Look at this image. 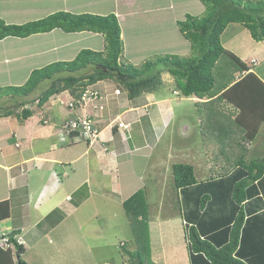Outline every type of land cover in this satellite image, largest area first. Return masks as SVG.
<instances>
[{"label":"trees","instance_id":"1","mask_svg":"<svg viewBox=\"0 0 264 264\" xmlns=\"http://www.w3.org/2000/svg\"><path fill=\"white\" fill-rule=\"evenodd\" d=\"M200 1L206 8L202 16L188 14L178 22L181 34L191 44V55H159L140 67L124 58L121 26L115 14L59 11L23 25L7 24L0 19V41L57 29L65 33L102 34L105 41L102 51L84 49L71 61L35 69L22 86L0 87V118L15 115L20 121H27L34 114L29 108L32 103L42 108L52 97L66 91L79 98L86 87L100 81H112L122 88H119L122 96H110L106 100L108 107L116 100H134L144 93L159 91L164 85L163 75L168 74L184 97L217 96L216 101L229 104L236 110L234 119L232 114L229 121L243 133L241 141H255L264 125V80L224 47L222 36L229 25L239 24L249 30L255 41H264V0ZM223 57L229 58L245 75L235 83L220 85L221 90H217L216 70ZM45 83L46 89L32 98ZM148 114L141 117L146 128ZM198 117L203 125L206 119L203 111ZM205 123L212 125L206 120ZM74 135L80 134L73 132L71 137ZM224 137L228 138L223 134V142ZM236 143L243 147L241 142ZM241 157L230 172L224 169L223 174L204 182L198 181L193 165L175 163L172 166L190 264H264V157L249 160L245 155ZM123 205L131 219L136 246L134 250L128 249L125 242L123 251L131 264H156L146 190L140 189ZM9 206L8 201L0 202V222L10 218ZM17 234L12 232L10 237L16 245L18 263L27 264L22 259L24 248L15 239ZM6 254L12 255L10 251Z\"/></svg>","mask_w":264,"mask_h":264},{"label":"crops","instance_id":"2","mask_svg":"<svg viewBox=\"0 0 264 264\" xmlns=\"http://www.w3.org/2000/svg\"><path fill=\"white\" fill-rule=\"evenodd\" d=\"M1 1L5 5V0ZM69 1L72 2L70 3V5H72L73 2H80L81 0H13L10 5L13 4L19 7L15 10L18 14L6 13V17L18 18L24 16L25 19L31 20L28 18H32V15L42 14L46 16L59 11L74 14H115L119 18L120 26L121 22H128L136 18H141L142 21H140L137 26L140 27V25H143L145 32H143V35L142 33L139 34V37L131 35L129 32L127 34L121 26L122 40L124 43V58L127 62L138 65V61H140L144 53L148 50L152 51L151 53L189 56L191 54V45L188 41H179L178 36L183 35L180 32L178 22L185 20L188 14L202 16L206 11L205 6L200 0L199 4H197L196 0H157L155 4L142 2L143 0H127L128 4L126 3V5H128L129 11L127 14L129 17L128 20V18H122L118 13L120 0H113L114 9L109 13H92L89 11L74 10V8L72 10L71 8L69 9ZM106 1L110 3L113 2L112 0H100V2L107 5L108 2L106 3ZM143 3H145V9H139H144L146 12L143 13V15L136 16L137 10L135 8L138 5H143ZM8 7H3L2 5L0 9L1 11L3 9L2 12L5 13L9 11ZM4 8L7 9L4 11ZM133 14L134 16H132ZM0 19L4 20L7 24H14V22L6 20L1 15ZM27 20L25 22H27ZM129 25L132 27V24ZM244 30L245 28L239 24L229 25L222 36V43L227 50L237 56L238 54H236V52H238V50L239 52L244 51L245 53L242 54L241 57H238L252 69L251 71H262V67L264 66V51H260L261 44L255 43V45H252L253 51L248 52L250 49L249 39L237 38L241 33L243 34ZM228 32L234 33L236 38H233L234 35L229 37ZM62 33L65 32L57 29L50 33L37 34L28 38L10 37L0 41V73L8 79L6 83H0V86L22 85L28 80L32 71L35 69L42 68L53 62L73 60L85 48H90L95 51L104 50L105 41L102 34L88 31L81 33ZM127 36H129L132 41H127ZM97 37H101L102 39L99 47L96 49L90 47L94 44V40ZM73 43L79 45L76 47V51L70 50ZM183 44H185V47H182ZM138 55H140V57ZM47 56H52L50 59L51 61H47L48 63L42 65L40 63L37 65L39 59L44 57L47 58ZM255 59L260 63L251 65ZM25 70L26 75H24L22 81L16 83L15 76H18L21 72L23 74ZM165 75H163V78H165ZM260 77L264 80V72ZM169 81L170 80L164 81L163 87H165V89L168 87L165 92L160 89L159 91L161 92L144 93L134 100H116L113 103H109L107 109L101 112L99 117V125L102 130L101 137L106 142H100V145L91 148H89L86 142L69 145L68 142L61 140L59 126L64 120L63 118L69 117V112L65 110L61 115V108H57L54 103L56 102L57 104L58 101L61 100L68 102L71 96L68 91H66L67 94H65V92L61 93L62 95H57V98L52 100L54 101L52 103L53 112L51 118L47 120L48 124H41V119H39V117L36 118L35 113L27 121H20L15 115L0 118V172L2 173L0 175H5L6 184V188H3V185L0 186V202L8 201L10 205V218L0 222V236H8L12 232H18L17 236L22 241L25 251L23 254V260L25 262L28 264H86V262L83 261L84 259L81 257L78 258V254L73 255V249H70L74 246L75 240L70 233H67V230L71 229L69 219L76 211L80 209L82 211V207L84 205L86 206L96 195L99 194L108 198L111 195L117 194L115 192L119 193L122 187H119L117 184L121 174V167L124 163L126 162V164H128V160L133 155H136L137 152L141 154L142 151L144 152L142 154L144 158L147 161H151L149 158V156L153 154L151 149H155L158 144H163L161 137L164 135V132L166 133L168 131L175 120L178 119L176 117L183 114L190 117L189 110L191 103L188 104L185 101L189 100V98L196 100L197 97H184L180 91L169 88L172 87V85L167 84ZM100 84L102 85L103 82ZM108 85L110 84L108 83ZM111 93L113 94V92ZM112 96L117 95L113 94ZM166 96H176L177 98H168ZM211 102H208V104ZM196 106L198 107V103ZM143 107L149 109L147 128L139 120ZM135 108H138L137 112L131 111L135 110ZM124 113L129 117L127 118L130 119L128 121L132 123L128 140H124L122 134L117 130L112 133L111 129L107 128L109 121H107L105 117L109 115L108 117L112 118L114 115L118 116ZM232 114H236V110H234ZM162 123L164 127L161 132H159L158 128ZM102 124L104 127H101ZM180 127L190 130V127L184 123ZM148 130L151 132L155 131L158 133L159 137L155 141L153 139L148 140L145 147L135 144L136 138L143 135ZM263 133L264 125L261 127L260 133L256 139ZM198 140L200 142V147L206 144L209 150L213 149V147L214 149L216 148L215 146L211 147L212 145L209 143L211 137L207 142L202 141V137H199ZM10 141L14 142V147L10 144ZM229 141L230 139L227 142H223L225 147ZM151 142H153V144H151ZM16 143L19 144V147L16 146ZM254 143L255 141L248 142V148L252 147L250 144ZM169 144V138L167 137L164 146H169L170 148ZM147 146H150V149L146 152ZM75 147H81V150H77L73 155H69L70 148L74 149ZM200 147H198V149ZM228 147H231L230 144H228ZM221 148L224 150L222 145ZM105 149H107V151H104ZM18 151L25 152L23 158L21 157L19 161L11 159ZM222 152L224 154V159L218 158L219 163L215 166L218 171H223L225 169V157L228 155V152ZM213 155L211 151L209 157L206 156L202 148L197 157L193 158V164L194 162L200 164L197 168L202 175L200 179L197 178L199 182H204L218 176L216 175L215 169H212V171L209 169L210 174L208 177L203 175V171H201V166L206 164L203 163L204 161L208 163L209 167H212L211 160ZM206 158L208 160H206ZM246 158L248 160L252 159ZM34 161L36 163H33ZM149 168L150 165L148 164L146 170L145 168L143 170L147 172ZM231 170L232 169L228 172ZM68 171L76 174V176L70 178L71 176ZM144 171L142 177L144 176ZM26 173L29 174L27 179L24 176ZM31 174L34 176L33 179L29 181V176ZM56 174L57 177L61 178V183H56ZM74 178L77 179L76 183ZM146 188L147 187L144 189L148 192ZM110 190L111 192H109ZM82 195L83 199L81 202L80 197ZM75 196H77L79 200L74 198ZM130 197L131 196L127 198L121 197L122 205ZM31 212L38 214L40 219H36L35 221L31 220L30 216L33 215ZM56 213L57 217L52 221L53 223L47 222L42 228H39L45 220ZM16 215L20 216V218H17ZM149 220L153 261L156 264L161 261V256L158 253L162 250L160 248L161 246H165L164 250H168L167 253L170 256L169 260H174V258L178 256L177 249L182 244H179V242H177L178 240H176L175 244H168L169 241H164L165 238H167L165 235H168V233L172 231V233L178 234L179 236L181 235V237L183 236L182 241L185 243L183 222H181L182 224H180V226H175L173 224L170 226L167 223L161 226L157 221L152 219ZM168 223H173V221H168ZM60 229L64 230L63 237H59L58 235ZM160 231L161 234L158 235L156 232ZM120 243L123 244L125 242L121 241ZM184 248L186 249V243ZM83 252L86 253V250H83ZM76 253H78V250H76ZM156 253L158 254L156 255ZM12 257L11 260V257L6 254V250L0 251V264H16L17 258L15 255H12ZM184 263L190 264L188 254Z\"/></svg>","mask_w":264,"mask_h":264},{"label":"rangeland","instance_id":"3","mask_svg":"<svg viewBox=\"0 0 264 264\" xmlns=\"http://www.w3.org/2000/svg\"><path fill=\"white\" fill-rule=\"evenodd\" d=\"M5 1H4L5 3L4 5L3 2L0 0V4H1L0 7L2 5L3 7L9 6L8 7L9 11H6L5 13H3L2 12L3 9L2 11L0 9V15L8 21L14 22V24L16 25H23L31 21L43 19L50 15V14L46 16L42 14L32 15L33 16L32 18H28L31 20L25 19L24 16H20L18 18L16 17L7 18L6 13L7 14L8 13L18 14L16 13L15 10H17V8L19 7L13 4L10 5L11 1L13 0H5ZM107 2L108 1H106V3ZM127 2H128L127 0H120V6L118 7V13L120 16H122V18L123 17L128 18L129 20V17L127 15L129 12L128 5H126ZM142 2H149L151 4H155L157 3V0H143ZM196 2L197 4H199V0H196ZM70 3L72 2L69 1L68 3L69 9L71 8L73 10L74 8V10L89 11L92 13L93 12H97V13H107L108 12L109 13L110 11L114 9V5H113L114 1L112 3L108 2L107 5L103 2H100V0H81L80 2H75V3L73 2L72 5H70ZM139 8L145 9V3H143V5H138L135 8L137 10L136 11L137 14H135L136 16L143 15V13L146 12L144 11V9L140 10ZM6 9L7 8H4V11ZM100 15H104V14H100ZM132 16H134V14ZM26 20L27 22H25ZM118 21H119V18H118ZM140 21H142L141 18H136L135 20H130L128 22H121V26L127 34L129 32L131 33V35H135L136 37H139V34L142 33L143 35L144 34L143 32H145V28L143 25L142 26L140 25V27L137 26V24ZM129 24H132V27ZM62 34H67V33H62ZM228 34H229L228 35L229 37H232L234 35V33H231V32H228ZM233 38H236L235 35L233 36ZM237 38L239 39L248 38L249 39L250 49L248 52L253 51L252 45H255V43H260L261 44L260 51L262 50L264 51V41L262 42L255 41L253 38H251V34L249 30L246 28L243 31V34L241 33L239 37ZM138 39H141V38H138ZM178 39L179 41H187L184 38V36H178ZM101 40H102L101 37H97L94 40V44H92L90 47L92 48L94 47L95 49L98 48ZM127 41H132V39L129 36H127ZM77 46L79 45H77L76 43H73L70 50L76 51ZM182 47H185V44H183ZM87 49H90V48H87ZM151 52L152 51L150 50L146 51V53H144L140 61H138L139 64L134 65V66L136 67L143 66L146 62L154 60L157 56L165 55L161 53H151ZM244 53H245L244 51L239 52V50L238 52H236V54H238L239 57H241V55ZM138 56L140 57V55ZM51 58L52 56H47V58L45 57L41 58L37 61V65L39 63L41 65L48 63L49 61H51L50 60ZM63 61H71V60H63ZM254 62L260 63L256 59L253 61V63ZM253 63H251V65ZM0 69H1V66H0ZM37 69H40V68H37ZM262 71L264 72V66L262 67ZM262 71L256 70V73L261 76L263 75ZM216 72L218 74V78H217L218 83L215 87L217 90H221L220 85L222 86L226 84L229 85L230 83H235L236 81H238L239 79L243 77V72L239 71L238 67L234 65V63L229 58H226V57H223L220 60L219 68L218 70H216ZM24 75H26V70L24 71L23 74L21 72V74H19L18 76H15L16 83H19L20 81H22ZM165 78H163V81L165 82L166 80H170L169 83L167 84L172 85V87H169V88H172L173 90H177L176 82L173 79V77L166 74ZM7 80L8 79L0 73V83H6ZM173 82H174V86H173ZM46 84L47 83L41 85L31 97L36 98L37 96H39L46 89ZM109 84L110 85H108V92L110 94H112L111 92L114 93L116 91V88H121L115 82L110 81ZM22 85H16V86H22ZM166 89L165 87L162 86L161 91L165 92ZM65 94L67 93L65 92ZM122 95L123 93L121 91V94L119 96H122ZM158 97H163V96H158ZM166 97L177 98L176 96H166ZM54 98H57V97L56 96L52 97L42 108L38 107L36 103H32L29 106V108L33 110V112L35 113L36 118L39 117V119H41V122H40L41 124L43 123L46 124V122H48L47 120L51 118V114L53 112L52 103L54 102L52 100ZM196 100L189 98V100L185 101L188 104L191 103V107L189 110L190 117L186 116L185 114L181 116L178 115L176 117L178 119L175 120V122L172 124V126L168 129L166 133L164 132V135L162 136L163 138L161 137V141L163 142V144L161 145L158 144V146L155 149H151V152L153 153L152 155L149 156L151 161L150 160L147 161L144 158V155H142L144 152L142 151L141 154L137 152L136 155H133L128 160L129 162L128 164H126V162L124 163V165L121 167V174L119 176V181L117 184L119 185V187H122L119 193L115 192L117 194L111 195L108 198H106V196L98 194L95 197H93V199L89 201L86 204V206L84 205L82 207V211L80 209L72 214V217H70L69 219V222L71 223L70 225L71 229L67 230V233H70L73 239L75 240L74 246L70 248L71 250L73 249V255L78 254L79 255L78 258L81 257L82 259H84L83 261H85L86 264H104V263L105 264H131V261L129 260L128 256L123 251L122 246L124 244L120 243L121 241L128 242V244L126 243V246L128 249H131V250H134L136 247L135 242H134L133 229L131 227V219L127 215L124 205H122L121 203L122 201L121 197L127 198L128 196H132L133 193H136L140 189L144 190L145 187H147L146 189L148 191L147 198H148V204H149V219L157 221L161 226L165 225L166 223L169 224L170 226H172V224L175 226L177 225L180 226V224H182L181 223L182 217H181L180 206L178 203V194L176 190L174 189V178H173L172 166L175 163L188 162V164H191L194 166L197 172V173L195 172V175L198 179H200L202 175L199 173V170L197 169L200 164H198L197 162H194L193 164V160H194L193 158L197 157V155L201 152L202 148L206 156L209 157V154H211V151L214 154L212 157V160L210 159L212 167H209L206 161L203 162L204 164L205 163L206 164L201 166V171H203L202 174L205 175L206 177L209 176L210 174L209 172L210 170L212 171V169H215L216 175L223 174L225 172L222 170L218 171L215 168V166H217L219 163L218 158L224 159V154L222 151L228 152V155H226L225 157L226 162L225 164L223 163L225 166V170L232 169L236 165V162L237 161L239 162L241 160L242 158L241 156L245 155L246 157L252 158V159L264 157V133L260 135L258 139L255 140L254 144H250L252 147L248 148V142L241 141L243 140L242 138L243 133L240 130H238L237 127H235L236 125L234 122L233 124H231V122L229 121L231 120L232 113H234V109L229 104H227L223 100L216 101L217 96H213V97L207 96L202 99L196 98ZM212 100L214 102H212L211 105H209L208 102H211ZM197 103H198V107L196 106ZM54 104L56 105L57 108L59 107L61 108L60 109L61 115L62 113L65 112V110H68L69 112V117L63 118L64 120L61 122V124H63L65 121L73 119L76 116L75 113H74L75 116L73 115V111H70L67 108V102H65L64 100L58 101L57 104L55 102ZM143 109H145V107ZM135 110L137 111L138 108H135ZM201 111H203V113L206 116V119L205 118L204 119L210 122L208 124H212V125L208 126L207 123H205V120H204L203 125L200 124V120L198 116H199V112ZM215 111H219L220 114L217 115L218 112L215 113ZM93 112L94 110L89 111V113L91 114ZM87 113H88V109L86 110L84 109L80 111L81 116L82 115L84 116ZM220 115H222V118L220 117ZM207 116H212V118L209 119L207 118ZM123 117H127V114H125V116ZM233 117L235 116L233 115L232 118ZM127 120H130V119H127ZM183 123L187 124L190 127V130L180 127L183 125ZM226 125L228 126V128H226ZM101 127H104V125L102 124ZM163 127H164L163 123L160 124L158 128L159 132H161ZM107 128H110V129L112 128L111 122L110 124H108ZM224 128L226 132L224 131ZM227 132H230V133H227ZM223 134L228 137V138L224 137L226 139L224 140L225 142H227L229 140V137L231 136L230 141L229 143H227L226 147L224 146L223 139H222ZM209 135L212 141V142L211 141L209 142L212 145L211 147L213 146L216 147L215 149L213 147L214 150L213 149L209 150L206 144H203L202 147L199 146L200 142L198 138L202 137V141L207 142L208 139H210ZM101 136L102 135H100L99 141L101 143L103 142L105 143V140ZM158 137H159L158 133H156L155 131L151 132L148 130L143 135H140L138 138H136L134 143L137 145H142V147H145L148 140L153 139L155 141ZM167 137L169 138L170 148L169 146L168 147L164 146L165 141L167 140ZM236 141L241 142L242 143L241 145L243 147L237 145ZM82 142L84 143L83 139H79L74 144L82 143ZM10 144H12L14 147L13 141H10ZM17 144L18 143H16V145ZM151 144H153V142H151ZM228 144H230L232 148L228 147ZM221 145L224 148V150L221 148ZM150 146H147L146 147L147 149L146 150L144 149V150L147 152V150L150 149ZM91 147L92 146H89V148ZM198 147L200 148L198 149ZM80 148L81 147H75L74 149L70 148L69 155H73V153L77 152V150L78 151L81 150ZM23 154H25V152L23 153V151H18L16 155L13 156L11 159L19 161L21 157L23 158ZM206 160L208 159L206 158ZM33 163H36V162L34 161ZM148 164L150 165V168L146 172L143 169L145 168L146 170V166ZM143 171L145 173H144V176L142 177ZM68 173L71 176L70 178L76 176V174H73L70 171H68ZM0 174L2 173L0 172ZM28 175H29L28 173L24 174L26 179ZM33 176H34L33 174L29 176V181L33 179ZM55 179H56V183H61V178L57 177V174L55 175ZM74 181L76 183L77 179L74 178ZM1 185H3V188H6L5 175H0V186ZM30 185L32 186L31 183ZM109 192H111V190ZM83 195L80 197L81 202L83 199ZM74 198L79 200L77 196H75ZM34 213L35 212L32 213L33 215L30 216V219L33 221H35L36 219H40V217H38V214L36 213L34 214ZM16 216L17 218H20V216L18 215ZM56 217H57V213L55 215L54 214L51 215L49 219L45 221L43 220L44 222L42 223V225L40 224L41 226L39 228H42L45 224H47V222L53 223L52 221ZM168 221H173V223H168ZM169 229H164V230H169ZM63 232L64 230H61V229L58 231L59 237H63ZM156 233L160 235L161 231L156 232ZM178 236H179L178 234L172 233V231H170L168 235H165V237L167 238H165L164 240L165 242L169 241L168 244L169 243L175 244L176 240H178L177 242H179V244H182L177 249L178 256H176L174 260L170 261L169 260L170 256L167 253L168 250H164L165 246H161L160 248L162 250L161 252H158L159 255L161 256V261L158 262L157 264H185L184 262L186 261V258H187V250L184 248L185 243H183L184 241H182L183 236L181 237L180 235L179 238ZM76 250H78V253H76ZM83 250L84 251L86 250V253L83 252ZM158 253H156V255Z\"/></svg>","mask_w":264,"mask_h":264},{"label":"built area","instance_id":"4","mask_svg":"<svg viewBox=\"0 0 264 264\" xmlns=\"http://www.w3.org/2000/svg\"><path fill=\"white\" fill-rule=\"evenodd\" d=\"M114 94L120 95L121 90L116 89ZM108 98H110L108 91L98 89L95 85L88 86L80 93L79 98H71L67 102V108L73 111V115L75 116L76 114V116L61 124V135L64 136V139L79 140L81 136H84L89 140L91 146L100 144L101 131L99 130L98 117L100 116L99 113L106 109L105 102ZM84 109H88V113L81 116L80 111ZM92 110L94 112L92 114L89 113ZM110 122L112 128L118 126L122 132L123 139H127V131L130 129L132 123L127 122V118H121V116H117ZM73 132H79L80 135L71 137ZM17 146L19 147V144Z\"/></svg>","mask_w":264,"mask_h":264},{"label":"clouds","instance_id":"5","mask_svg":"<svg viewBox=\"0 0 264 264\" xmlns=\"http://www.w3.org/2000/svg\"><path fill=\"white\" fill-rule=\"evenodd\" d=\"M245 75V73H243V76ZM103 82V84H105V85H101L100 83H102ZM110 81H100V82H98V83H96V84H94L98 89H101V90H103V91H105V90H107L108 91V83H109ZM91 86V85H90ZM87 88V87H86ZM85 88V89H86ZM84 89V90H85ZM116 89H119V88H116ZM81 93V92H80ZM109 93V92H108ZM115 93V92H114ZM113 93V94H114ZM181 93V92H180ZM71 94V93H70ZM113 94H110L109 93V95L110 96H112ZM115 95V94H114ZM119 96V95H118ZM71 98H75V97H73L72 95L70 96V99ZM69 99V100H70ZM107 108V107H106ZM144 108V107H143ZM142 108V109H143ZM105 111V110H104ZM103 111V112H104ZM131 111H136V110H131ZM137 112V111H136ZM149 112V110H148V108L147 107H145V109H143L142 110V113H141V116L139 117V120L141 121V117L143 116V115H145V114H147ZM100 114V113H99ZM118 116H121V118H124L123 116H125V113L124 114H121V115H118ZM117 117V116H116ZM115 117V118H116ZM115 118H107V121H109V124H110V121L111 120H113V119H115ZM125 118H127V117H125ZM98 119L100 120V118L98 117ZM127 122H129L128 120H127ZM48 122H46V124H47ZM131 123V122H130ZM132 125V124H131ZM61 126V125H60ZM60 126H59V135H60V137H61V140L62 141H64V142H68L69 143V145L70 144H74L75 142H77V140H69V139H64V136H62L61 135V129H60ZM131 127V126H130ZM115 128H117V131L118 132H120L121 134H122V132H121V130L119 129V127L118 126H114L112 129H111V131H112V133L114 132V130H115ZM99 130L101 131V129H100V127H99ZM130 130V129H129ZM127 131V139H125V140H128L129 139V132L130 131ZM101 134H102V131H101ZM80 139H83V141L84 142H86V143H88V145L89 146H91L90 145V143H89V140H87L86 138H80ZM106 142V141H105ZM96 145H100V144H96ZM96 145H94V146H92V147H95ZM17 146V145H16ZM104 151H107V149H105ZM18 235V234H17ZM15 236V239L17 240V242L20 244V245H22V241L20 240V238H18V236ZM11 234H9L8 236H6V235H1L0 236V248L2 249V250H6V251H10L11 252V254L14 256L15 255V257L17 258V256H16V245H15V243H13L12 241H11ZM22 247H23V245H22ZM24 248V247H23ZM25 252V251H24ZM24 254V253H23ZM12 255H11V257H12ZM13 258V257H12ZM22 259H23V255H22ZM27 263V262H26ZM16 264H19L18 263V258H17V261H16ZM28 264V263H27Z\"/></svg>","mask_w":264,"mask_h":264}]
</instances>
